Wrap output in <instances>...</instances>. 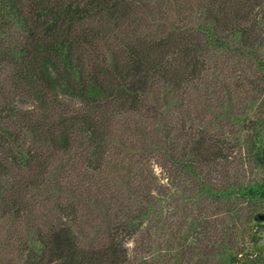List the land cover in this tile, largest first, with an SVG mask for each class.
I'll list each match as a JSON object with an SVG mask.
<instances>
[{
  "label": "trees",
  "instance_id": "trees-1",
  "mask_svg": "<svg viewBox=\"0 0 264 264\" xmlns=\"http://www.w3.org/2000/svg\"><path fill=\"white\" fill-rule=\"evenodd\" d=\"M184 1L192 2L0 0V264H131L130 241L157 214L153 193L133 192L141 199L133 210L61 180L72 154L100 173L113 146L126 149L114 134L123 115L159 124V148L176 174L193 179V199L249 208L241 231L205 247L201 264H264V221L255 220L264 208V99L254 116L239 119L240 145L262 174L247 184L211 178L212 167L228 160L225 138L186 119L177 127L178 151L166 122L203 78L211 53L251 60L264 75V0H195L187 15ZM144 18L166 30L143 34ZM63 99L79 109H63ZM41 197L52 205L38 207ZM187 239L178 247L183 255ZM7 245L13 251L2 255Z\"/></svg>",
  "mask_w": 264,
  "mask_h": 264
},
{
  "label": "rangeland",
  "instance_id": "rangeland-1",
  "mask_svg": "<svg viewBox=\"0 0 264 264\" xmlns=\"http://www.w3.org/2000/svg\"><path fill=\"white\" fill-rule=\"evenodd\" d=\"M186 1H192H184L183 10L187 15L195 0ZM169 15L171 24L179 18L178 12ZM142 21L138 26L145 35L156 36L166 30L150 19ZM209 55L203 78L186 96L183 108L170 109L166 122L173 128L172 138L178 151L184 144V137L177 127H181L186 119L189 125L195 124L196 128H204L225 138L228 160L212 167L211 178L218 186L247 184L262 174L240 145L242 125L239 119L248 114L254 116L255 109H260L264 99V75L251 60L232 53ZM63 109L76 110L79 106L63 99ZM158 125L149 116L118 117L114 123L115 141L124 142L126 149L118 144L113 146L112 157L100 173L89 172L82 164L80 154H72L71 163L63 171L61 180L64 186L73 190L91 189L103 202L113 198L109 203L115 207L133 210L141 206V199L137 200L133 192L153 193L157 199V214L147 221L143 233L130 241L131 264H201L202 250L220 237L237 235L242 223L248 221L250 210L245 205L231 202L214 203L207 197L193 199L196 189L193 179L176 174L170 157L159 148L165 144ZM41 198L36 200L38 207L50 203ZM233 208L237 214L229 212ZM258 213H264V208H258L255 214ZM4 233H0L1 243H6L3 242ZM186 239L190 250L183 255L178 247ZM11 250L13 248L7 245L1 250L2 255ZM206 264L218 262L209 258Z\"/></svg>",
  "mask_w": 264,
  "mask_h": 264
},
{
  "label": "water",
  "instance_id": "water-1",
  "mask_svg": "<svg viewBox=\"0 0 264 264\" xmlns=\"http://www.w3.org/2000/svg\"><path fill=\"white\" fill-rule=\"evenodd\" d=\"M255 220L257 222H263L264 221V213H258V214H256Z\"/></svg>",
  "mask_w": 264,
  "mask_h": 264
}]
</instances>
